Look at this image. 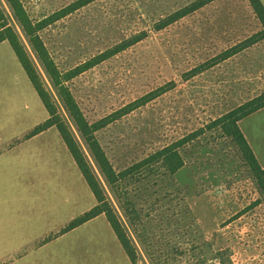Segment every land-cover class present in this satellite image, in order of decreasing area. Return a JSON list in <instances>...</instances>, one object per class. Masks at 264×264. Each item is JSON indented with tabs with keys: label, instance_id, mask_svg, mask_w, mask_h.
I'll return each instance as SVG.
<instances>
[{
	"label": "rangeland",
	"instance_id": "374dc122",
	"mask_svg": "<svg viewBox=\"0 0 264 264\" xmlns=\"http://www.w3.org/2000/svg\"><path fill=\"white\" fill-rule=\"evenodd\" d=\"M19 1L32 23L55 15L38 31L50 76L7 3L0 0L6 22L126 229L136 250L135 264H152L146 246L157 257L172 253L169 262L176 264H264L263 195L236 144L212 125L264 91V39L192 76L193 69L261 29L248 1L212 0L160 29L156 25L162 19L196 0H93L63 15L58 13L77 0ZM137 35L141 39L136 43L91 64ZM167 84L169 90L133 108L139 98ZM60 89L89 125L106 119L94 135L116 172L198 132L179 149L183 166L173 176L198 232L191 227L181 235L176 228L183 222L180 215L166 220L170 212L158 210L146 217L144 231L135 233ZM184 237L196 241L182 253ZM178 243L180 250H170ZM86 264L131 263L121 247L115 251L112 244L109 253L95 250Z\"/></svg>",
	"mask_w": 264,
	"mask_h": 264
},
{
	"label": "crops",
	"instance_id": "0c3cea01",
	"mask_svg": "<svg viewBox=\"0 0 264 264\" xmlns=\"http://www.w3.org/2000/svg\"><path fill=\"white\" fill-rule=\"evenodd\" d=\"M47 118L10 45L0 42V264H86L97 249L120 248L103 214L66 230L96 200L56 128L32 134ZM238 127L264 168V107Z\"/></svg>",
	"mask_w": 264,
	"mask_h": 264
},
{
	"label": "trees",
	"instance_id": "16d2710c",
	"mask_svg": "<svg viewBox=\"0 0 264 264\" xmlns=\"http://www.w3.org/2000/svg\"><path fill=\"white\" fill-rule=\"evenodd\" d=\"M91 1L93 0H77L76 2L72 3V5H69L68 7L62 9L58 14L61 13L63 15L64 12L74 10ZM210 1L212 0H196L174 13L171 18L162 19L156 26L158 29H160L168 25L171 21H174L175 19L180 18L200 8ZM247 1L252 9V12L259 22L261 29L258 32L254 33L252 36L241 41L237 45L222 51L213 60L205 62L199 67L193 69L192 76L208 69L209 67L220 61H223L235 55L241 50L255 44L259 40L264 39V6L260 0ZM5 2L13 13L17 22L23 29L24 33L28 37L29 43L31 44L43 67L50 74V76H53V73L50 70V63L48 62L43 45L38 36V31L43 27L44 24H46L50 20H53L55 18V15H52L40 22L32 23L27 17L19 0H5ZM140 39V36H134L132 39L126 41V43L124 42L122 45H120L119 48L110 51L108 50L105 53L98 55L93 59V62L91 64H95L101 61L102 57L104 58V56H110L114 54V52L121 50L122 48H125L126 46H129L133 43H136ZM2 41H7L10 45L18 62L22 66L25 74L27 75L40 101L42 102L44 108L48 113V118L46 119V121L34 128L32 134H35L50 126H54L56 128L96 200V205L75 220L71 221L66 227V230L71 229L98 214H103L121 249L127 256L129 262L131 264H135L137 258L136 250L126 232V229L106 200V197L101 187L99 186L94 173L90 169L83 153L79 149L70 131L68 130L66 125H64L63 121L58 115L52 100L42 86L33 63L29 59L16 33L6 22L5 16L0 9V42ZM170 88L171 85L167 84L165 87H161L157 91L139 98L133 108L145 104L152 98L159 96ZM61 90L62 89H60L62 100L69 115L75 122L79 133L82 135L102 175L114 190L116 198L125 214V217L135 233L137 234L139 230L143 232L145 229L144 220L146 219V217H149L151 212H157L158 210H161L162 214L168 211L170 212V214L166 217V220H169L171 218V215H180V220H183V222H179L176 228L177 231L182 232L181 235L187 234V230L191 227H193L194 230L198 232L197 224L195 220L190 216L188 206L184 203L183 197L180 194V189L176 185L173 177L174 174L183 166V159L179 153V149L184 144H187L188 142L193 140L198 135V132L190 133L189 135L179 140L163 146L148 154L143 159L134 162L126 168L116 172L113 170L112 166L106 159L94 135L95 131L104 124L106 119H102L94 125H89L82 117L72 98L69 95H66V93ZM263 107L264 91L254 98L223 114L222 116L214 120L212 122V125L215 127L219 126L222 132L225 135L229 136L236 144L243 159L247 162L249 168L252 170L254 178L264 198V168L260 167L257 163L253 152L251 151L246 139L244 138L238 127V121L240 119ZM138 237L140 239L142 238L139 233ZM182 239L184 240L182 244V247L184 248L182 249V253H185L186 248L184 246H187L189 244L193 246V239H195L196 241V238L193 237V239H190L188 237H184ZM198 240L200 239L197 238V241ZM180 249L181 247L178 243L177 245H174L170 250L178 251ZM146 253L152 264H176L173 262H169L170 260H172L170 259L172 253L167 252L165 255H163V257H159V255L157 257L154 251H152L149 246H146Z\"/></svg>",
	"mask_w": 264,
	"mask_h": 264
}]
</instances>
